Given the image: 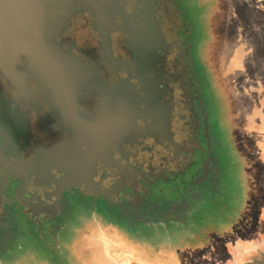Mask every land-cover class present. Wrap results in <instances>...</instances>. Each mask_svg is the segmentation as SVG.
I'll list each match as a JSON object with an SVG mask.
<instances>
[{"label": "flooded vegetation", "instance_id": "flooded-vegetation-1", "mask_svg": "<svg viewBox=\"0 0 264 264\" xmlns=\"http://www.w3.org/2000/svg\"><path fill=\"white\" fill-rule=\"evenodd\" d=\"M106 3L107 0H99V4L75 1L76 10L59 24L55 36L64 51L92 71L79 82L78 117L88 122L106 117L113 113L123 94L132 120L130 127L120 130L126 131L124 136L111 143L102 132L97 144L101 155L89 170H72L59 161L60 151L75 146L77 132L65 127L58 109L50 103L49 92L31 72L28 55L22 53L28 48L27 39L20 38L12 49L0 47L5 68L15 64L16 70L27 76L22 83L7 76L0 67V250L10 246L17 234V215L33 227L31 235L37 230L40 237L53 240L49 249L65 252L64 260L69 264H94L93 250L86 247V234L91 228L116 231L138 248L145 260L153 262L157 257L159 264H183L189 252L204 250L206 232L215 228L212 222L202 231L195 220L222 205L227 191L190 49L183 48L179 36L181 32L186 37L189 30L170 0H134L133 4L118 0L105 6ZM88 13L94 21L92 28L101 38L97 51L102 56L96 67L77 55L81 48L74 41L56 40L75 17ZM175 18L180 22L176 29ZM113 35L117 36V47L129 59L114 56ZM36 39H40L39 34ZM27 50L35 59L33 51ZM175 50L178 52L173 56ZM37 54L69 65L65 56L48 45ZM33 113L54 121L56 131L51 135L57 138L55 144L35 135L29 121ZM80 144L82 150H89L87 141L80 140ZM53 155L55 162L48 163ZM68 197H79L81 208H86L88 200L92 205L86 208L91 216L86 212L79 217L80 225L72 228L74 237L70 239L65 230L77 209ZM190 227L201 231L193 243L189 241ZM171 249L177 251V257L168 256ZM30 257L36 258L34 253ZM17 262L18 259L9 261ZM55 262L46 258L37 264Z\"/></svg>", "mask_w": 264, "mask_h": 264}, {"label": "rangeland", "instance_id": "rangeland-1", "mask_svg": "<svg viewBox=\"0 0 264 264\" xmlns=\"http://www.w3.org/2000/svg\"><path fill=\"white\" fill-rule=\"evenodd\" d=\"M170 1L189 30L190 36L184 37L181 32L179 36L183 48L190 49L227 185L222 205L203 212L195 220L204 231L215 223V228L206 232L204 250H196L199 254L205 252L201 256L189 252L183 264H264V0ZM133 3L134 0L127 2ZM170 9L176 11L171 6ZM93 22L89 13L79 14L56 40L74 41L81 48L77 55L96 67L102 56L97 51L101 38L92 28ZM178 25L175 18L173 28ZM116 38L113 35L111 42L114 56L129 59L117 47ZM105 70L108 71L106 67ZM2 85L0 77V94ZM29 121L36 136L55 144L54 121L38 113L31 114ZM68 201L77 209L65 230L70 239L74 237L72 228L80 225L79 217L86 212L91 216L87 210L92 205L88 200V209L81 208L79 197H68ZM15 221L17 234L8 249L0 250L1 264H10V259H18L16 264H37L46 258L55 260V264H69L64 260L65 252L49 249L53 240L40 237L37 230L31 235L33 227L17 215ZM86 236L97 245L94 264H147L122 243L123 237L116 231L91 228Z\"/></svg>", "mask_w": 264, "mask_h": 264}, {"label": "water", "instance_id": "water-1", "mask_svg": "<svg viewBox=\"0 0 264 264\" xmlns=\"http://www.w3.org/2000/svg\"><path fill=\"white\" fill-rule=\"evenodd\" d=\"M26 6L25 26L24 32L27 38V49L30 48L33 51L35 59H32L29 55V50L22 49V53H26L29 59V65L31 72L37 76L40 82L44 85V88L49 92L51 98L50 103L53 107L58 109V113L62 118V121L68 129L77 132V142L74 147L64 148L58 155L59 161L64 163L65 166L72 169H91L92 163L101 155V151L98 147L99 141L102 139V132H104L105 139L111 143L116 138H119L126 131H120L130 127L132 120L127 114L124 105V95L120 94V98L117 99V103L114 107L113 113L106 117L94 121L88 122L78 117L77 111L79 108L78 103V87L79 82L85 81L88 75H91L92 71L89 66L74 56L70 52H66L62 49L61 45L55 42V36L57 34V28L59 24L66 22V16L71 15L76 10L73 5L75 1H85L89 3L99 4V0H20ZM118 0H107L105 6ZM130 0H125L128 2ZM46 25L44 26V24ZM40 24L38 32L41 38H43L50 47V49L58 50L62 56L68 59L69 68L71 72H66L65 68H58L54 66L49 60L48 56H40L37 54L39 46L37 45L36 38L33 34V29H36V25ZM44 26V32L41 29ZM21 50V51H22ZM25 51V52H24ZM0 67L3 72L14 79H18L24 83L27 76L21 75L15 68V64L11 68H5L4 64L0 60ZM64 87L66 96L61 93V89L58 83ZM64 91V92H65ZM119 95V96H120ZM66 97V98H65ZM124 136V135H123ZM88 142L89 150H82L80 140ZM56 156L53 155L52 159L48 160V163H54ZM42 169H46L42 168Z\"/></svg>", "mask_w": 264, "mask_h": 264}, {"label": "bare ground", "instance_id": "bare-ground-1", "mask_svg": "<svg viewBox=\"0 0 264 264\" xmlns=\"http://www.w3.org/2000/svg\"><path fill=\"white\" fill-rule=\"evenodd\" d=\"M26 6L20 0H0V47L3 48H15L18 44V40L20 38H26L25 31V15H26ZM46 23L44 24V26ZM44 26L41 29L44 32ZM40 29V24L36 25V29H33L34 37L36 38V34ZM36 33V34H35ZM37 45L39 46V51H43V46L47 45L43 38L36 39ZM49 58V56H48ZM54 66L58 68H65L66 72H68V64L66 61H55V59H49ZM61 83V82H59ZM61 91L63 93L64 87L61 85Z\"/></svg>", "mask_w": 264, "mask_h": 264}, {"label": "crops", "instance_id": "crops-1", "mask_svg": "<svg viewBox=\"0 0 264 264\" xmlns=\"http://www.w3.org/2000/svg\"><path fill=\"white\" fill-rule=\"evenodd\" d=\"M103 231H106V230H103ZM202 231H204V230H202ZM198 232H201L200 229H197V228L194 229L192 227L189 228L188 235H189V241H190V243H193V241L198 238V236H196ZM122 243L125 244L126 247L128 246V248H130L133 253H137L138 257L144 263H147V264H159L157 262V257H155V260H153V262H152V260L150 258H148L147 260H145L144 257H143V254L141 253V251L138 248H136L135 246L131 245L130 243H128L124 239H123V242ZM83 246H85V245H83ZM86 247L91 248L93 250V252H92L93 254L95 253V249H97V245H94V243L92 244L90 241H89V246H86ZM176 252H177L176 250L171 249V250L168 251V256L169 257H172V258H175V257H177L176 256L177 255Z\"/></svg>", "mask_w": 264, "mask_h": 264}]
</instances>
